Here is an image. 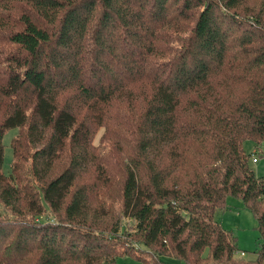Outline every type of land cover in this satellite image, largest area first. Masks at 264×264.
I'll list each match as a JSON object with an SVG mask.
<instances>
[{
	"label": "trees",
	"instance_id": "16d2710c",
	"mask_svg": "<svg viewBox=\"0 0 264 264\" xmlns=\"http://www.w3.org/2000/svg\"><path fill=\"white\" fill-rule=\"evenodd\" d=\"M247 138H264V0H0V264H264ZM229 195L258 218L254 259L215 217Z\"/></svg>",
	"mask_w": 264,
	"mask_h": 264
},
{
	"label": "rangeland",
	"instance_id": "374dc122",
	"mask_svg": "<svg viewBox=\"0 0 264 264\" xmlns=\"http://www.w3.org/2000/svg\"><path fill=\"white\" fill-rule=\"evenodd\" d=\"M119 116V115H118ZM24 128L12 127L7 130L3 137L4 145V170L10 173L12 170L11 162L14 157L13 144H17L14 138L19 137L22 134ZM111 130L116 135H123L127 131V127L121 118L118 117L117 123H112ZM105 132V127L102 126L98 129L94 141L96 143L100 142L102 136ZM21 140L23 141L22 151L25 153V158L29 157V153L32 147L24 143L25 138L21 135ZM14 141V142H13ZM113 146H118L117 144H110V151L117 148H112ZM243 146L246 151L251 152L252 156H257V160L253 161L251 157V166L254 168L258 175H264V138L260 141H256L252 138H247L243 142ZM19 148V147H18ZM107 148V147H106ZM0 209L3 207L0 205ZM49 212H44L40 218L46 219L49 216ZM215 217L220 221V223L229 231H231L237 240V244L240 248L237 254L244 258L245 260H251L256 257V251L260 245V230L258 228V218L254 211L245 205L243 199L238 196L229 195L227 197L226 207H219L215 211ZM244 253H241V252ZM207 257L209 255V249L207 248L204 252ZM121 264H136V259L131 255H124L118 258ZM169 264H188L185 260L178 257L168 258ZM202 264H216L211 260H206Z\"/></svg>",
	"mask_w": 264,
	"mask_h": 264
},
{
	"label": "built area",
	"instance_id": "2783aa9c",
	"mask_svg": "<svg viewBox=\"0 0 264 264\" xmlns=\"http://www.w3.org/2000/svg\"><path fill=\"white\" fill-rule=\"evenodd\" d=\"M254 160H257V158L256 157H254ZM242 253H244V252H242ZM169 264V263H168Z\"/></svg>",
	"mask_w": 264,
	"mask_h": 264
}]
</instances>
